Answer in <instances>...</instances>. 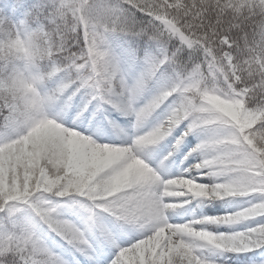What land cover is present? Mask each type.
Segmentation results:
<instances>
[{
	"label": "snow or ice",
	"instance_id": "snow-or-ice-1",
	"mask_svg": "<svg viewBox=\"0 0 264 264\" xmlns=\"http://www.w3.org/2000/svg\"><path fill=\"white\" fill-rule=\"evenodd\" d=\"M262 17L0 0V264H264Z\"/></svg>",
	"mask_w": 264,
	"mask_h": 264
},
{
	"label": "trees",
	"instance_id": "trees-1",
	"mask_svg": "<svg viewBox=\"0 0 264 264\" xmlns=\"http://www.w3.org/2000/svg\"><path fill=\"white\" fill-rule=\"evenodd\" d=\"M217 209H219L217 211ZM225 210H230V209H224L222 205H212L211 208H205V209H196L197 214H213V215H221Z\"/></svg>",
	"mask_w": 264,
	"mask_h": 264
},
{
	"label": "clouds",
	"instance_id": "clouds-1",
	"mask_svg": "<svg viewBox=\"0 0 264 264\" xmlns=\"http://www.w3.org/2000/svg\"><path fill=\"white\" fill-rule=\"evenodd\" d=\"M262 18H264V17H262Z\"/></svg>",
	"mask_w": 264,
	"mask_h": 264
}]
</instances>
